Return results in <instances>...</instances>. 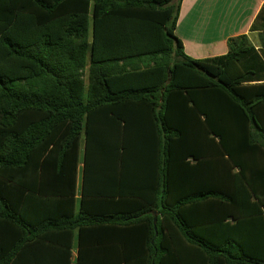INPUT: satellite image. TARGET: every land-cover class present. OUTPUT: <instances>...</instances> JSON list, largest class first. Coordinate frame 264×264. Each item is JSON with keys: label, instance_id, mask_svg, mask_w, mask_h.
<instances>
[{"label": "trees", "instance_id": "trees-1", "mask_svg": "<svg viewBox=\"0 0 264 264\" xmlns=\"http://www.w3.org/2000/svg\"><path fill=\"white\" fill-rule=\"evenodd\" d=\"M180 3L0 0L7 264H264V6L194 59Z\"/></svg>", "mask_w": 264, "mask_h": 264}, {"label": "crops", "instance_id": "crops-1", "mask_svg": "<svg viewBox=\"0 0 264 264\" xmlns=\"http://www.w3.org/2000/svg\"><path fill=\"white\" fill-rule=\"evenodd\" d=\"M264 6V0H181L176 24V35L182 41L185 53L194 59L225 55L228 39L246 34L258 46L257 33L251 26ZM155 163L148 184L157 186L159 180V151H155ZM141 176L139 184L145 186ZM80 183V182H79ZM80 184H78L79 187ZM80 187L77 198L80 199ZM157 217V213H153ZM77 251L73 252V260ZM7 253L0 255V264H7Z\"/></svg>", "mask_w": 264, "mask_h": 264}, {"label": "water", "instance_id": "water-1", "mask_svg": "<svg viewBox=\"0 0 264 264\" xmlns=\"http://www.w3.org/2000/svg\"><path fill=\"white\" fill-rule=\"evenodd\" d=\"M156 221V220H155Z\"/></svg>", "mask_w": 264, "mask_h": 264}]
</instances>
